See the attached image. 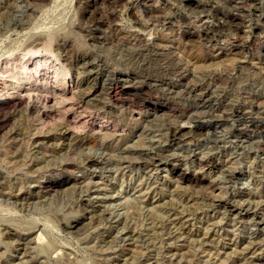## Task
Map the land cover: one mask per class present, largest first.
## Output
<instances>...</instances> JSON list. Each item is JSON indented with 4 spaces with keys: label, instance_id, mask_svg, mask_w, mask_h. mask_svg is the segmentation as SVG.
I'll use <instances>...</instances> for the list:
<instances>
[{
    "label": "rangeland",
    "instance_id": "rangeland-1",
    "mask_svg": "<svg viewBox=\"0 0 264 264\" xmlns=\"http://www.w3.org/2000/svg\"><path fill=\"white\" fill-rule=\"evenodd\" d=\"M113 3L0 0V65L46 54L66 71L64 85L71 90L63 96L67 107L56 100L45 112L37 91L25 105L0 104V264H264V0H115L110 9ZM158 42L160 59L129 55L131 44ZM169 61L179 69L163 76L175 90L176 96H166L174 107L164 104V110L160 104L148 112L130 101L131 95L124 104L108 99L104 90L110 80L132 79L141 62L157 74ZM216 72L232 79L226 82ZM236 72L240 76L234 78ZM184 77L194 82V91L185 90ZM4 79L0 76L5 85L0 97L12 92ZM201 90L212 96L209 107L192 102ZM246 90L261 93L260 104ZM37 95L41 108L34 111L26 105L36 103ZM197 116L211 120L198 131ZM80 117L94 124H83ZM169 125L183 134L178 143L169 142ZM146 151L166 154L176 168L149 164ZM89 157L99 163H88ZM181 172L199 180L180 178Z\"/></svg>",
    "mask_w": 264,
    "mask_h": 264
},
{
    "label": "bare ground",
    "instance_id": "bare-ground-1",
    "mask_svg": "<svg viewBox=\"0 0 264 264\" xmlns=\"http://www.w3.org/2000/svg\"><path fill=\"white\" fill-rule=\"evenodd\" d=\"M122 1V0H121ZM119 2H120V0H119ZM150 2H151V0H150ZM110 3V2H109ZM108 3V4H109ZM114 3H115V0H114ZM112 4V5H109V6H111V8L110 9H112V7H113V5H115V4ZM123 3V2H122ZM129 3V2H128ZM138 3V2H137ZM243 3V2H242ZM130 4V3H129ZM132 4V3H131ZM135 4V3H134ZM142 4V3H141ZM148 4V3H147ZM199 4V3H198ZM205 4V3H204ZM241 4V3H240ZM142 5H144V4H142ZM141 5V6H142ZM150 5V4H149ZM154 5V4H153ZM203 5V4H202ZM131 6V5H130ZM136 6V5H135ZM148 6V5H147ZM146 6V7H147ZM156 6V5H155ZM154 6V7H155ZM106 7V6H105ZM145 7V8H146ZM192 7V6H191ZM130 8V7H129ZM149 8V7H148ZM151 8V7H150ZM149 8V9H150ZM200 8H201V6H200ZM199 8V9H200ZM157 9V8H156ZM155 9V10H156ZM196 9V8H195ZM194 9V10H195ZM202 9H204L203 7H202ZM201 9V10H202ZM208 9V8H207ZM130 10H132V9H130ZM139 10V9H138ZM193 10V9H192ZM191 10V12H193ZM197 10V9H196ZM133 11V10H132ZM135 11V10H134ZM154 11V10H153ZM157 11V10H156ZM198 11V10H197ZM196 11V12H197ZM206 11V10H205ZM109 12V11H108ZM136 12V11H135ZM195 12V11H194ZM199 12V11H198ZM202 12V11H201ZM201 12L200 13H198V14H201ZM110 13V12H109ZM138 13V12H137ZM205 13V12H204ZM206 13H207V11H206ZM106 14H107V12H106ZM111 14V13H110ZM139 14H141V13H139ZM156 14V13H155ZM221 14V13H220ZM219 14V15H220ZM228 14H230L229 12H228ZM109 15V14H108ZM137 15V14H136ZM136 15H135V17H136ZM202 15H204V14H202ZM234 15V14H233ZM107 16V15H106ZM199 16V15H198ZM206 16H207V14H206ZM228 16V15H227ZM234 16H237V13H236V15H234ZM240 16V15H239ZM113 17V16H112ZM238 17V16H237ZM105 18V17H104ZM200 18V17H199ZM206 18V17H205ZM229 18V17H228ZM234 18V17H233ZM239 18V17H238ZM221 19L222 18H220V21H221ZM225 19V18H224ZM202 20H204L203 18H202ZM227 20V19H226ZM231 20V19H230ZM230 20H229V22H230ZM223 21V20H222ZM225 21V20H224ZM223 21V22H224ZM222 23V22H221ZM226 23H228V22H226ZM225 23V24H226ZM169 24V23H168ZM167 24V25H168ZM206 24V23H205ZM233 24V23H232ZM231 24V25H232ZM197 25V24H196ZM203 25V24H202ZM218 25V24H217ZM228 25V24H227ZM170 26V25H169ZM219 26V25H218ZM204 27V26H203ZM207 27H208V25H207ZM217 27V26H216ZM169 28V27H168ZM218 28V27H217ZM229 28V27H228ZM186 29V28H185ZM206 29V28H205ZM204 29V30H205ZM222 29H224V28H222ZM203 30V29H202ZM210 30V29H209ZM227 30V29H226ZM116 31H117V29H116ZM185 31V30H184ZM188 31V30H187ZM207 31V30H206ZM190 32H191V30H190ZM194 32V31H193ZM190 34H192V33H190ZM203 34H205V33H203ZM208 34V33H207ZM212 34H213V32H212ZM210 35V34H209ZM136 36V35H135ZM134 36V37H135ZM202 36L203 35H201L200 34V37L202 38ZM213 36V35H212ZM136 38V37H135ZM186 38V37H185ZM160 39V38H159ZM161 39H164V38H161ZM166 39V38H165ZM204 39V38H203ZM209 39H211V38H209ZM134 40V39H133ZM213 40V39H212ZM232 40V39H231ZM143 41V40H142ZM200 41H202V40H200ZM204 41V40H203ZM210 41V40H209ZM233 41V40H232ZM123 42V41H122ZM125 42V41H124ZM127 42V41H126ZM125 42V43H126ZM136 42V41H135ZM228 42V41H227ZM65 43V42H64ZM128 43V42H127ZM126 43V44H127ZM130 43V42H129ZM134 43V42H133ZM143 43H145V42H143ZM142 43V44H143ZM149 43H150V41H149ZM149 43H148V45H149ZM207 43V42H206ZM205 43V45H207ZM215 43V42H214ZM242 43V42H241ZM136 44V43H135ZM134 44V46L131 44V46H132V48H131V46L129 47V46H126V47H129L130 48V51H129V55L130 54H135V56H136V54H137V56L138 55H140V54H142L141 56H142V58H143V55L145 54V55H148V57L147 58H151V59H153L154 60V58H159L160 59V57L159 56H161L162 54H161V52H158V50H159V48H158V46L160 45L159 44V42L157 43L158 45H156L157 46V48H156V46L155 47H153L154 46V44H155V42L153 43V46H151V47H149L148 45H146V44H143V45H140V46H138V45H135ZM165 44V43H164ZM185 44V43H184ZM236 44V43H235ZM239 44V43H238ZM130 45V44H129ZM152 45V44H151ZM166 45V44H165ZM204 45V44H203ZM204 45V46H205ZM213 45V44H212ZM233 45V44H232ZM118 46V45H117ZM136 46V47H135ZM164 46V45H163ZM125 47V48H126ZM134 47V48H133ZM161 47H162V44H161ZM212 47V46H211ZM213 47H215V46H213ZM223 47V46H222ZM31 48V47H30ZM123 48V47H122ZM121 48V49H122ZM128 48V49H129ZM167 48V47H166ZM206 49L205 50H208L207 49V47H205ZM218 48V47H217ZM216 48V49H217ZM225 48H226V46H225ZM124 49V48H123ZM122 49V50H123ZM164 49V48H163ZM220 49V48H219ZM29 50V49H28ZM35 50V49H34ZM38 50V49H37ZM48 50V49H47ZM46 50V52H48ZM180 50V49H179ZM210 50V49H209ZM228 50V49H227ZM231 50V49H230ZM239 50V49H238ZM173 51H174V49H173ZM30 52V51H29ZM33 52V51H32ZM120 52V51H119ZM124 51H122V53H123ZM128 52V51H127ZM188 52V51H187ZM198 52V51H197ZM205 52V51H204ZM218 52V51H217ZM258 52H260V51H258ZM257 52V53H258ZM49 53H50V51H49ZM177 53V52H176ZM175 53V54H176ZM263 53V52H262ZM38 54V53H37ZM41 54V53H40ZM44 54V53H43ZM164 54V53H163ZM168 54V53H167ZM200 54V53H199ZM206 54V53H205ZM260 54V53H259ZM46 55V54H45ZM45 55H41V56H36V55H33V56H30V57H25V58H23V60H21V59H17V58H11V59H9L7 62H4L3 64H1L0 65V76H2V77H4L5 79H7V80H5L6 82L8 81V86H10V89H11V91L12 92H7V90L5 91V92H7V93H3V97H0V104H4V105H8V104H12V106H13V104L14 105H16V106H18L17 104H20V103H22V102H24L25 103V101L28 99L29 100V98H31L30 97V95L32 94L31 93V91H37L38 93H39V96H40V98H42L41 99V103H42V105H41V107H43V109L42 110H44V112L48 109V108H51L50 106H52V105H55L54 103H56L55 101L57 100V103H59L58 101H60V105H62V106H66L67 105V103L65 102V98L63 97V96H65L67 93H69V91H70V94H71V90H69V88H66V86L64 85L65 84V74H66V71L62 68V66L60 65V64H56V63H53V62H51V60H50V58L48 59ZM120 55H121V53H120ZM123 55H124V53H123ZM168 55H172V53H170V54H168ZM168 55H166L167 57H169ZM178 55V54H177ZM194 55V54H193ZM193 55H192V57H193ZM207 55H209V54H207ZM29 56V55H28ZM126 56V55H125ZM131 56V55H130ZM136 56V57H137ZM141 56L139 57V60H140V58H141ZM174 56V55H173ZM172 56V57H173ZM202 56V55H201ZM254 56V55H253ZM256 56V55H255ZM13 57V56H12ZM163 57V56H162ZM171 57V58H172ZM176 57V59H177V57L178 56H175ZM179 57H181V56H179ZM205 57H206V55H205ZM124 58V57H123ZM131 58V57H130ZM135 58V57H134ZM144 58H145V56H144ZM166 58V57H165ZM170 58V57H169ZM171 58H170V61H171ZM174 58V57H173ZM172 58V59H173ZM195 58V57H194ZM257 58V57H256ZM260 58V57H259ZM132 59V58H131ZM135 59H137V58H135ZM135 59H133L134 61H135ZM179 59V58H178ZM181 59V58H180ZM204 59V58H203ZM245 59V58H244ZM253 59V58H252ZM28 60H32V62H30V63H32V64H30V63H27V61ZM90 60H92V59H90ZM127 60H129L130 61V59H127ZM138 60V59H137ZM138 60V62H140ZM143 60V59H142ZM145 60V59H144ZM158 60V59H157ZM227 60V59H226ZM260 60V59H259ZM53 61V60H52ZM84 61V60H83ZM94 61V60H93ZM124 61H125V59H124ZM155 61V60H154ZM164 61V60H163ZM169 61V62H170ZM180 61H182V60H180ZM233 61H235V60H233ZM238 61H239V59H238ZM237 61V62H238ZM241 61H244V60H241ZM249 61V60H248ZM256 61H257V59H256ZM90 62V61H89ZM128 62V61H127ZM132 62V61H131ZM144 62V61H143ZM153 62V61H152ZM160 62L162 63V61L160 60ZM168 62V61H167ZM186 62V61H185ZM187 62H189V61H187ZM130 63V62H129ZM128 63V64H129ZM154 63V62H153ZM153 63H151V64H153ZM174 63H177V62H170L168 65L167 64H165L166 65V68L164 67V69H163V67H162V71L159 73H157V74H152L151 72H150V70H151V65L149 66L148 65V63H142L141 62V64H140V66H138V67H136L137 68V70H136V68H135V70H134V77H132V79H128L127 81H124V82H120L121 81V79H120V81H116V80H110L109 82H107L108 83V86L106 85V88H105V90L104 91H106V94L108 95V99H110L111 101H113V102H117V104L118 103H122V104H124V103H127L128 102V96L127 95H131V98H132V96H133V99H131V98H129L130 99V101H132V102H134L135 101V103L137 102V101H139V102H141L142 103V106H145V109L149 112V109L152 107V109H154V108H156L157 106H162V108H164V110H165V105H169L168 107H167V109H170V107L173 105V103L174 102H172L171 101V99H168V98H166V96H169L168 94H172V92H175V90L172 88V87H170V86H167V81H166V83L164 82V78H163V76L165 75V74H167L166 72H168L167 70H169V72H177L179 69H178V67L174 64ZM231 63V62H230ZM86 64V63H85ZM126 64V63H125ZM138 64V63H137ZM158 64V63H157ZM178 64V63H177ZM190 64V63H189ZM229 64V63H228ZM234 64V63H233ZM250 64V63H249ZM91 65V64H90ZM130 65H131V63H130ZM133 65V64H132ZM161 65V64H160ZM163 65V64H162ZM236 65V64H235ZM238 65V64H237ZM252 65H254V64H252ZM82 66V65H81ZM106 66V65H105ZM155 66V65H154ZM159 66V65H158ZM233 66V65H232ZM241 66V65H240ZM251 66V65H250ZM83 67V66H82ZM100 67V66H99ZM127 67V66H126ZM133 67V66H132ZM153 67V66H152ZM209 67V66H208ZM243 67V66H242ZM241 67V68H242ZM246 67V66H245ZM252 67V66H251ZM256 67V66H255ZM50 68H51V70H50ZM81 68V67H80ZM107 68V67H106ZM155 68V67H154ZM160 68V67H159ZM216 68V67H215ZM234 68V67H233ZM240 68V67H239ZM238 68V69H239ZM240 68V69H241ZM248 68V67H247ZM133 69V68H132ZM208 69V68H207ZM218 69V68H217ZM224 69V68H223ZM221 70V71H225V70ZM227 69V68H226ZM240 69H239V71H240ZM244 68H242L241 70H243ZM250 69V68H249ZM184 70V69H183ZM213 70V69H212ZM230 70V69H229ZM228 70V71H229ZM251 70V69H250ZM256 70V69H255ZM255 70H254V72H255ZM88 71V70H87ZM89 71H90V69H89ZM109 71V70H108ZM123 71V70H122ZM215 71H217V70H215ZM227 70H226V72H228ZM244 71V70H243ZM257 71V70H256ZM260 71V70H259ZM259 71H257V72H259ZM79 72V71H78ZM84 72V71H83ZM95 72V71H94ZM164 72V74H162ZM179 72V71H178ZM194 72V71H193ZM220 72V71H219ZM233 72V71H232ZM247 72H249V71H247ZM246 72V73H247ZM81 73V72H80ZM127 73V72H126ZM211 73V72H210ZM225 73V72H224ZM244 73H245V71H244ZM256 73V72H255ZM254 73V74H255ZM105 74V73H104ZM103 74V75H104ZM108 73H106V75H107ZM109 74H111V72L109 73ZM185 74V73H184ZM212 74V73H211ZM220 74H222V73H220ZM220 74H218V72H216L215 73V75H217L216 77L218 78H224L225 80L227 79H232V77L230 76V75H224V74H222V75H220ZM227 74V73H226ZM230 74H231V72H230ZM234 74V73H233ZM236 74H238L237 72L234 74L235 76H234V78H236V77H238V76H240V75H237L236 76ZM258 75H260L259 73H257ZM262 74V73H261ZM77 75V74H76ZM121 75V74H120ZM178 75V74H177ZM206 75V74H205ZM210 74L208 73V75H206V78H207V76H209ZM257 75V76H258ZM116 76V75H115ZM166 76V75H165ZM164 76V77H165ZM179 76H180V74H179ZM184 76H186V75H184ZM213 76V75H212ZM233 76V75H232ZM242 76V75H241ZM261 76H263V75H261ZM77 77V76H76ZM75 77V78H76ZM96 77V76H95ZM129 77V76H128ZM167 78L169 77V76H166ZM188 77H190V76H188ZM107 78V77H106ZM108 78H110V77H108ZM112 78H113V75H112ZM116 78V77H115ZM185 78V77H184ZM195 78V77H194ZM210 78V77H209ZM216 78V79H217ZM246 78V77H245ZM245 78H243V79H245ZM126 79V78H125ZM180 79V78H179ZM186 79V78H185ZM212 79V78H211ZM210 79V80H211ZM223 79V80H224ZM240 79H241V77H240ZM246 79H248V78H246ZM260 79H261V77H260ZM264 79V77L261 79V80H263ZM38 80H40V82H38ZM109 80V79H108ZM187 80V79H186ZM188 80H190V79H188ZM188 80H187V82H185V86H186V91H187V89L189 88L190 89V87H192L191 88V91H194V86H195V84H194V82H193V84H190L189 82H188ZM192 80V79H191ZM213 80V79H212ZM227 80H226V82H227ZM234 80V79H233ZM221 81V80H220ZM219 81V82H220ZM264 81V80H263ZM183 82V81H182ZM191 82V81H190ZM225 82V83H226ZM236 82V81H235ZM247 82V81H246ZM105 83V82H104ZM169 83V82H168ZM203 83V82H202ZM225 83H224V85H225ZM231 83V82H230ZM234 83V82H233ZM238 83H240V82H238ZM237 83V84H238ZM73 84H74V82H73ZM211 84V83H210ZM223 84V83H222ZM169 85V84H168ZM172 85V84H171ZM206 85V84H205ZM227 85V84H226ZM230 85V84H229ZM252 85V84H251ZM2 86H5V85H2ZM1 86V83H0V91H2L4 88ZM202 86V85H201ZM215 86V85H214ZM221 86V85H220ZM260 86V85H259ZM74 87V86H73ZM102 87V86H101ZM100 87V88H101ZM105 87V86H104ZM104 87H102V88H104ZM180 87V86H179ZM219 87V86H218ZM223 87V86H222ZM225 87V86H224ZM237 87V86H236ZM240 87V86H239ZM248 87V86H247ZM88 88V87H87ZM245 88V87H244ZM255 88V87H254ZM262 88V87H261ZM261 88H259L260 90H261ZM5 89H7V88H5ZM86 89V88H85ZM182 89V88H181ZM189 89H188V91H189ZM209 89V88H208ZM230 89H231V87H230ZM239 89H241V87L239 88ZM243 89V88H242ZM19 90V92H17ZM75 90V89H74ZM80 90V89H79ZM88 91H90V90H88ZM178 91H179V89H178ZM177 90H176V92H178ZM222 91V90H221ZM224 91V90H223ZM244 91V90H243ZM247 91V90H246ZM249 91H251V90H249ZM249 91H247V95H248V97H251L253 100H255V102H257V103H259L260 104V94L261 93H259V92H252V93H250ZM253 91H254V89H253ZM3 92V91H2ZM1 92V93H2ZM81 92V91H80ZM79 92V93H80ZM190 92V91H189ZM216 92V91H215ZM229 92V91H228ZM82 93H83V91H82ZM85 93H86V91H85ZM88 93V92H87ZM188 93V92H187ZM193 93V92H192ZM219 93V92H218ZM245 93V92H244ZM243 93V94H244ZM264 93V92H263ZM69 94V95H70ZM77 94V93H76ZM81 94V93H80ZM177 94V93H176ZM178 94H179V92H178ZM213 94V93H212ZM33 95L35 96L36 94H34L33 93ZM74 95V94H73ZM82 95V94H81ZM96 95V94H95ZM173 95V94H172ZM180 95H184V94H180ZM188 95V94H187ZM214 95V94H213ZM217 95V94H216ZM219 95V94H218ZM246 95V94H245ZM264 95V94H263ZM97 96V95H96ZM99 96V95H98ZM173 96H176V95H173ZM178 96V95H177ZM182 96H180V97H182ZM192 96L193 97H191L192 98V102H194L196 105L199 103H202L203 105H205V106H208L207 104H209V103H211V97L209 96V93L207 92V91H199V93H193L192 94ZM37 98H35V102H36V99H38L39 97H38V95L36 96ZM68 97H71V96H68L67 95V98ZM76 97H77V99H78V97L79 96H77L76 95ZM102 97V96H101ZM107 97V96H106ZM170 97H172V96H170ZM169 97V98H170ZM184 97V96H183ZM187 97V96H186ZM189 97V96H188ZM262 97V96H261ZM33 98V97H32ZM31 98V99H32ZM71 98H73L74 99V96L73 97H71ZM80 98V97H79ZM82 98V97H81ZM89 98V97H88ZM96 98V97H95ZM100 98V97H99ZM102 98H104L105 99V96H103ZM177 98V97H176ZM190 98V99H191ZM214 98H215V96H214ZM217 98H219V97H217ZM31 99H30V101H31ZM72 99V100H73ZM93 99V98H92ZM107 99V100H108ZM188 99V98H187ZM223 101H224V98H221ZM227 99V98H226ZM247 99V98H246ZM252 99H249V100H251L252 101ZM262 99V98H261ZM27 100V101H28ZM39 100V99H38ZM69 101L71 100V99H68ZM67 100V101H68ZM88 100V99H87ZM86 100V101H87ZM106 100V101H107ZM186 100V99H185ZM216 100V99H215ZM219 100H220V98H219ZM248 100V101H249ZM75 100H73L72 102H74ZM94 101V100H93ZM109 101V100H108ZM227 101H229V100H226V102ZM34 102V101H33ZM54 102V103H53ZM72 102H71V106H69L68 108H67V116L69 117V115H70V113H71V107L73 106V104H72ZM92 102V101H91ZM90 101L88 102L89 104L91 103ZM95 102V101H94ZM97 102H98V99H97ZM102 103H105V102H103V101H101ZM110 102V101H109ZM190 102V101H189ZM219 102V101H218ZM222 102V101H221ZM230 102H232V101H230ZM39 103V101H37L36 103H33V104H29V102H27V104L28 105H26V106H28L29 107V109L30 108H32L33 110L34 109H38L39 107H40V105L38 104ZM70 103V102H69ZM74 103H76V102H74ZM79 103V102H78ZM87 103V102H86ZM107 103V102H106ZM105 103V104H106ZM215 103V102H214ZM229 103V102H228ZM227 103V104H228ZM10 104V105H11ZM23 104V103H22ZM21 104V105H22ZM80 104V103H79ZM100 103H98V105H99ZM112 104V103H111ZM131 104V103H130ZM140 104V103H139ZM160 104H162V105H160ZM165 104V105H164ZM175 104V103H174ZM191 104V103H190ZM213 104V103H212ZM217 104V103H216ZM220 104V103H219ZM23 105H25V104H23ZM84 105H86L85 104V101H84ZM84 105H82L83 107H84ZM88 105V104H87ZM86 105V106H87ZM97 105V106H98ZM102 105V104H101ZM115 105V104H114ZM126 105V104H125ZM187 105V104H186ZM218 105V104H217ZM230 105V104H229ZM1 106V105H0ZM20 106V105H19ZM18 106V107H19ZM82 106H81V111H80V114L81 113H84L85 112V110H84V108H82ZM90 106H92V104L90 105ZM89 106V107H90ZM103 106V105H102ZM102 106L100 107H98V108H100V109H102ZM122 106V105H121ZM129 106H131V105H129ZM183 106V105H182ZM190 106V105H189ZM214 106H215V104H214ZM223 106V105H222ZM226 106V105H225ZM251 106V105H250ZM258 106V105H257ZM262 106V105H261ZM5 107V106H4ZM40 107V108H41ZM54 107V106H53ZM67 107V106H66ZM79 107V106H78ZM77 107V108H78ZM93 107V106H92ZM107 107V106H106ZM111 107V106H110ZM114 107V106H113ZM173 107H174V105H173ZM195 107H198V106H195ZM209 107V106H208ZM212 107V106H211ZM217 107V106H216ZM224 107V106H223ZM222 107V108H223ZM231 107V106H230ZM237 107V106H236ZM26 108V107H25ZM60 108V107H59ZM63 108V107H62ZM117 107H115V109H116ZM121 108V107H120ZM119 108V109H120ZM181 108V107H180ZM212 108H214V107H212ZM211 108V109H212ZM222 108H221V110H222ZM245 108V107H244ZM258 108V107H257ZM260 108V107H259ZM261 108H263V107H261ZM32 109L30 110L31 112H32ZM63 109H66V108H63ZM89 109V108H88ZM94 109V108H93ZM107 109V108H106ZM110 109V108H109ZM118 109V110H119ZM139 109V108H138ZM174 109V108H173ZM226 109V108H225ZM237 109V108H236ZM60 110V109H59ZM70 110V111H69ZM77 110V109H76ZM90 110V109H89ZM121 110V109H120ZM143 110V109H142ZM146 110H145V112H146ZM183 109H181V111H182ZM192 110V109H191ZM209 110H210V108H209ZM218 110V109H217ZM223 110H224V108H223ZM222 110V111H223ZM27 111V110H26ZM35 111V110H34ZM65 110H63V112H64ZM78 112H79V110H77ZM96 111V110H95ZM107 111V110H106ZM115 111V110H114ZM139 111V110H138ZM152 111V110H151ZM205 111H206V109H205ZM204 111V112H205ZM211 111V110H210ZM213 111V110H212ZM211 111V112H212ZM219 111V110H218ZM225 111H227V110H225ZM238 111V110H237ZM243 111V110H242ZM73 112H74V110H73ZM100 112V111H99ZM103 112H105L104 110H103ZM102 112V113H103ZM108 112H110V111H108ZM122 112V111H121ZM132 112V111H131ZM198 112V111H197ZM196 112V113H197ZM216 112V111H215ZM229 112V111H228ZM232 112H233V110H232ZM244 112V111H243ZM247 112V111H246ZM245 112V113H246ZM36 113H38V112H36ZM66 113H65V115H66ZM112 113V112H111ZM120 113V112H119ZM137 113V112H136ZM139 113H140V111H139ZM171 113V112H170ZM196 113H194V114H196ZM202 113V111L199 113V114H201ZM206 113V112H205ZM204 113V114H205ZM208 113V112H207ZM210 113V112H209ZM213 113V112H212ZM222 113V112H221ZM223 113H224V111H223ZM242 113V112H241ZM248 113V112H247ZM246 113V114H247ZM41 114V113H40ZM63 114V113H62ZM79 114V113H78ZM85 114V113H84ZM106 114H107V112H106ZM113 114V113H112ZM112 114H110V115H112ZM115 114H118V112L117 113H115ZM114 114V115H115ZM193 114V113H192ZM198 114V113H197ZM198 114V116H200ZM203 114V113H202ZM217 114V113H216ZM215 113H214V115H216ZM220 114V113H219ZM218 114V115H219ZM226 114V113H225ZM235 114V113H234ZM240 114V113H239ZM88 115H89V113H88ZM104 115V114H103ZM108 115V114H107ZM106 115V116H107ZM113 115V116H114ZM141 115V114H140ZM143 115H144V113H143ZM191 115V114H190ZM189 115V116H190ZM206 115V114H205ZM231 115V114H230ZM229 115V116H230ZM236 115V114H235ZM244 115V114H243ZM36 116V115H35ZM71 116H73V115H71ZM79 116V115H78ZM77 116V117H78ZM81 116H83V115H81ZM116 116V115H115ZM114 116V117H115ZM130 116V115H129ZM133 116V115H132ZM179 116V115H178ZM198 116H197V118H195L196 119V126H195V130H200L205 124H206V122H210L211 120H206V119H204V120H201V119H203L204 118V116H203V118H202V116L201 117H199L198 118ZM228 116V117H229ZM239 116V115H238ZM254 116V115H253ZM75 118H76V116H74ZM89 117V116H88ZM143 117V116H142ZM173 117V116H172ZM171 117V118H172ZM175 117V116H174ZM193 117V116H192ZM214 117V116H213ZM216 117H218L217 115H216ZM252 117V116H251ZM164 118V117H163ZM201 118V119H200ZM238 118V117H237ZM240 118V117H239ZM242 118V117H241ZM40 119V118H39ZM63 119V118H62ZM74 119V118H73ZM81 117H80V121H81ZM113 119V118H112ZM122 119V118H121ZM120 119V120H121ZM139 119V118H138ZM170 119V118H169ZM209 119V118H208ZM211 119V118H210ZM214 119V118H213ZM225 119V118H224ZM83 120V119H82ZM90 120V119H89ZM89 120H83V121H81V123H85L86 124V122H89ZM145 120H147V119H145ZM192 120H193V118H192ZM215 120V119H214ZM242 120V119H241ZM255 120V119H254ZM40 121V120H39ZM64 121V120H63ZM69 121H71V120H69ZM76 121H77V118H76ZM125 121V120H124ZM251 121V120H250ZM253 121V120H252ZM62 122V121H61ZM60 122V123H61ZM75 122V121H74ZM121 122V121H120ZM131 122V121H130ZM255 122V121H254ZM259 122V121H258ZM79 123V122H78ZM80 123V124H81ZM90 124H94V122L92 121H90L89 122ZM113 123V122H112ZM117 123V122H116ZM170 123V122H169ZM250 123H252V122H250ZM68 124V123H67ZM75 124V123H74ZM77 124V123H76ZM166 124H168V123H166ZM172 124V123H171ZM243 124V123H242ZM241 124V125H242ZM248 124V123H247ZM257 124V123H256ZM263 124V123H262ZM61 125V124H60ZM72 124L70 123V127H72L71 126ZM78 125V124H77ZM126 125V124H125ZM252 125V124H251ZM79 126V125H78ZM85 127H86V125H84ZM92 126V125H91ZM98 126V125H97ZM168 126V125H167ZM255 126V125H254ZM68 127V126H67ZM81 127H83L82 125H81ZM264 127V126H263ZM262 127V128H263ZM60 128V127H59ZM65 128V127H64ZM69 128V127H68ZM67 128V129H68ZM72 128H74V127H72ZM98 128V127H97ZM78 129H80V128H78ZM84 129V128H83ZM117 129V128H116ZM169 135H168V140H169V142L170 143H172V144H174L176 141H177V139L179 138V136L181 135V132H180V130L178 129V127L177 126H170L169 125ZM252 129V128H251ZM257 129V128H256ZM55 130V129H54ZM69 130V129H68ZM74 130H76V128H74V129H71V131H74ZM258 130H260L261 131V125H260V129H258ZM59 131V130H58ZM64 131V130H63ZM77 131V130H76ZM81 131V130H80ZM96 131V130H95ZM60 132V131H59ZM66 132H68V131H66ZM106 132V131H105ZM244 132V131H243ZM53 133V132H52ZM58 133V132H57ZM69 133V132H68ZM72 133V132H71ZM74 133V132H73ZM76 133V132H75ZM77 133H78V131H77ZM107 133V132H106ZM168 133V132H167ZM66 134V133H65ZM46 135V134H45ZM75 135H77L76 137H78L79 138V136H78V134H75ZM80 135V134H79ZM183 135V134H182ZM181 135V136H182ZM247 135H249V134H247ZM71 136V135H70ZM83 136H84V134H83ZM180 136V137H181ZM237 136V135H236ZM246 136V135H245ZM81 137H82V135H81ZM13 138V137H12ZM72 138V137H71ZM167 138V137H166ZM82 139V138H81ZM86 139V138H85ZM105 139V138H104ZM109 139V138H108ZM76 140V139H75ZM83 140V139H82ZM110 140V139H109ZM120 140V139H119ZM261 139H259V141H260ZM79 141V140H78ZM77 141V142H78ZM253 141V140H252ZM38 142V141H37ZM74 142V141H73ZM261 142V141H260ZM49 143V142H48ZM53 143V142H52ZM177 143H178V141H177ZM253 143V142H252ZM256 143V142H255ZM257 143H258V140H257ZM56 144V143H55ZM77 144V143H76ZM75 144V145H76ZM156 144V143H155ZM261 144H262V142H261ZM54 145V144H53ZM57 145V144H56ZM55 145V146H56ZM68 145V144H67ZM264 145V144H263ZM251 146V145H250ZM40 147V146H39ZM70 147V146H69ZM252 147V146H251ZM257 147V146H256ZM259 147V146H258ZM42 148H43V146H42ZM127 148V147H126ZM125 148V149H126ZM160 148V147H159ZM159 148H158V150H159ZM38 149V148H37ZM70 149V148H69ZM122 149V148H121ZM124 149V148H123ZM153 149V148H152ZM157 149V148H156ZM260 149V148H259ZM150 150V149H149ZM157 150V151H158ZM257 150V149H256ZM120 151V150H119ZM123 151V150H122ZM126 151V150H125ZM154 151V150H153ZM160 151V150H159ZM162 151V150H161ZM69 152V151H68ZM131 152V151H130ZM163 152V151H162ZM123 153V152H122ZM159 152H157V153H154V152H152V151H146V153H142L143 155H145V156H147V158H146V160H147V162H149V164H158L160 161L162 162V163H164L165 165L167 164V165H172V168H176V167H173V163H170L169 162V158H167V157H165V155H163V153L161 154V153H159ZM30 154V153H29ZM33 154V153H32ZM41 154H43V153H41ZM137 154V153H136ZM162 156H161V155ZM34 155H35V153H34ZM90 155V154H89ZM89 155H87L86 157H88ZM135 155V154H134ZM139 155V154H138ZM170 155V154H169ZM124 156V155H123ZM122 155L120 156L121 158L123 157ZM86 157H85V159H86ZM92 157V156H91ZM101 157V156H100ZM99 157V158H100ZM134 157V156H133ZM132 157V159L130 158V157H128V159L130 158V160H133V159H136V157H134L133 158ZM139 157V156H138ZM173 157V156H172ZM185 157V156H184ZM201 157H204V156H201ZM205 157H206V155H205ZM37 158V157H36ZM90 158V157H89ZM180 158V157H179ZM200 158V157H199ZM211 158V157H210ZM104 159V158H103ZM122 159H124V157L122 158ZM122 159H119V160H121V162H127V161H125V159L124 160H122ZM203 159V158H202ZM206 159V158H205ZM33 160V159H32ZM101 160V159H100ZM106 160V159H105ZM126 160H127V157H126ZM130 160H128V161H130ZM139 161H140V159H138ZM142 160V159H141ZM143 160H145V159H143ZM198 160V159H197ZM207 160H208V158H207ZM103 161V160H102ZM107 161V160H106ZM210 161V160H209ZM213 161V160H212ZM96 162H98V159H94V158H90L89 160H88V163H90V164H94V163H96ZM101 162V161H100ZM117 162V161H116ZM118 162H120V161H118ZM132 162V161H131ZM134 162V161H133ZM136 162V161H135ZM146 162V161H145ZM197 163H198V161H196ZM201 162V161H200ZM99 163V162H98ZM175 163V162H174ZM207 163H209V162H207L206 160H204L203 161V165L204 166H206V164ZM76 164V163H75ZM84 164V163H83ZM124 164V163H123ZM162 165V164H161ZM85 166H87V165H85ZM108 166V165H107ZM112 166V165H111ZM120 166H121V164H120ZM123 166V165H122ZM144 166V165H143ZM201 166V165H200ZM203 166V167H204ZM93 167V166H92ZM130 167V166H129ZM145 167V166H144ZM149 167V166H148ZM208 167V166H207ZM14 168V167H13ZM101 168H102V166H101ZM131 168V167H130ZM135 168H136V166H135ZM21 169V168H20ZM143 169V168H142ZM210 169V168H209ZM121 170V169H120ZM124 170V169H123ZM65 171V170H64ZM230 171V170H229ZM229 171H228V173H229ZM13 172V171H12ZM147 172V171H146ZM226 172H227V170H226ZM231 172V171H230ZM47 173V172H46ZM227 173V174H228ZM227 174H225V175H227ZM231 174V173H230ZM30 175H32V174H30ZM179 177L180 178H184V179H187V180H195V181H198L199 180V177L195 174V175H188V174H185V172H181V173H179ZM223 176V175H222ZM42 177H43V175H42ZM148 177V176H147ZM47 178V177H46ZM3 179V178H2ZM40 179V178H39ZM45 179V178H44ZM225 179V178H224ZM36 180V179H35ZM63 180V179H62ZM16 181V180H15ZM41 181V180H40ZM43 181V180H42ZM51 181V180H50ZM224 181H226V180H224ZM3 182V181H2ZM55 183H59V182H55ZM28 185V184H27ZM51 184L50 183H47V184H44V187H46V186H50ZM22 186V185H21ZM83 187V186H82ZM85 187V186H84ZM88 187V186H87ZM42 188V187H41ZM46 188H48V187H46ZM60 189V188H59ZM82 189V188H81ZM88 189V188H87ZM145 190V189H144ZM153 190V189H152ZM11 191V190H10ZM147 191V190H146ZM3 192V191H2ZM10 193V192H9ZM83 193H85V192H83ZM201 193V192H200ZM194 194V193H193ZM202 195H205L204 193H201ZM208 193H206V195H207ZM201 195V198H203V196ZM214 195V194H213ZM13 196V195H12ZM81 196V195H80ZM187 196V195H186ZM192 195H190L189 197H191ZM194 196V195H193ZM210 196V195H209ZM208 196V197H209ZM8 197V196H7ZM188 197V196H187ZM205 198H208L207 196H204ZM211 197V196H210ZM26 198V197H25ZM197 198H198V196H197ZM214 198V196H212V199ZM215 198H218V197H216L215 196ZM197 203V202H196ZM200 204V203H199ZM203 204V203H202ZM211 204V203H210ZM214 204V203H213ZM262 204V203H261ZM173 208V207H172ZM102 210V209H101ZM177 210V209H176ZM188 211H190V210H188ZM174 212V211H173ZM183 213V212H182ZM100 215V214H99ZM98 215V216H99ZM154 215V214H153ZM92 217H93V215H91ZM102 216V215H101ZM178 216V215H177ZM198 218V217H197ZM106 219V218H105ZM98 220V219H97ZM173 223V222H172ZM158 225V224H157ZM98 226V224L96 225V227ZM132 226V225H131ZM126 227V226H125ZM161 227V226H160ZM22 228V227H21ZM31 228V227H30ZM133 228V227H132ZM26 229V228H25ZM127 229V228H126ZM165 229V228H164ZM14 230V229H13ZM18 232V231H17ZM166 232V231H165ZM253 232V231H252ZM167 233V232H166ZM103 241V240H102ZM147 247V246H146ZM57 251V250H56ZM142 251V250H141ZM59 254V253H58ZM139 255V254H138ZM144 255V254H143ZM147 255V254H146ZM63 256V255H62ZM60 257V256H59ZM136 258V257H135ZM106 259V258H105ZM139 259V258H138ZM160 262V261H159ZM173 263V262H172Z\"/></svg>",
    "mask_w": 264,
    "mask_h": 264
}]
</instances>
